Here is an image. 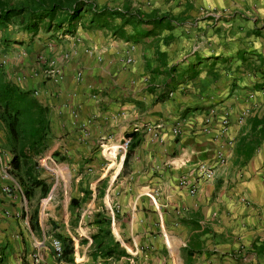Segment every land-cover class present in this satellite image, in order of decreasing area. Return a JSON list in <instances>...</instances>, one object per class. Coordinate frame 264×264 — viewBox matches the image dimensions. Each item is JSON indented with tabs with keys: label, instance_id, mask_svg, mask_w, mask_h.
I'll return each mask as SVG.
<instances>
[{
	"label": "crops",
	"instance_id": "0c3cea01",
	"mask_svg": "<svg viewBox=\"0 0 264 264\" xmlns=\"http://www.w3.org/2000/svg\"><path fill=\"white\" fill-rule=\"evenodd\" d=\"M93 1L166 17L0 29V72L47 109L43 164L58 170L27 195L0 120V264H104L99 238L124 251L114 264H264V0ZM217 106L230 109L225 142L217 122L203 130ZM202 164L212 175L191 194L179 180Z\"/></svg>",
	"mask_w": 264,
	"mask_h": 264
},
{
	"label": "trees",
	"instance_id": "16d2710c",
	"mask_svg": "<svg viewBox=\"0 0 264 264\" xmlns=\"http://www.w3.org/2000/svg\"><path fill=\"white\" fill-rule=\"evenodd\" d=\"M90 11L93 16L89 23L107 24L108 17L119 16L122 23L161 21L166 16L159 17L153 13H144L140 9L126 16V13L113 11L109 8H99L95 1L90 0H0V28L16 24L22 29L38 33L62 28L65 24L69 29H76L81 23L82 13ZM135 19V20H133ZM0 120L7 127L8 140L13 152L11 171L26 187V194L41 183L36 176L35 159L47 148L49 121L47 109L33 95L31 90L22 89L17 84L4 77L0 72ZM105 224L107 220L103 218ZM103 235H109L103 227ZM101 241V242H100ZM104 239L99 238L100 249L95 256L103 259L104 264H114L108 259L120 256L124 251L117 242L104 245ZM66 249L63 254L66 253Z\"/></svg>",
	"mask_w": 264,
	"mask_h": 264
},
{
	"label": "built area",
	"instance_id": "2783aa9c",
	"mask_svg": "<svg viewBox=\"0 0 264 264\" xmlns=\"http://www.w3.org/2000/svg\"><path fill=\"white\" fill-rule=\"evenodd\" d=\"M65 58H68L70 56V53H67L64 55ZM127 62H131L132 58L128 57L126 58ZM6 58L2 59L0 61V65H5L6 64ZM51 77L53 78V80L55 82H60L63 78V74L61 69L54 65L53 68H51V70H49L48 72ZM82 76V72L78 71L77 73V78L80 79ZM35 94H37V92L35 91ZM173 92L170 93V95H172ZM254 98V94L250 95V100L252 101ZM250 101V102H251ZM253 107L252 105H250V103L243 109L242 114L239 116V123H243L245 121V119L247 118V116H249L252 112H253ZM206 122H205V127H204V131L206 133H212L215 128V122L218 123L219 127L218 130H216V133L214 134L215 138L218 139L219 141L225 142L224 139H228V137L230 136V127H231V119H230V109L226 106H217V107H212L210 109V113L207 115L206 117ZM181 131V122H178L174 127H173V132L175 134H179ZM157 138L162 141V136L159 134H157ZM229 143H231V141H229ZM128 144L129 141L125 142L124 144V151H127L128 148ZM219 158L221 159V161L224 160V155L222 151H219L218 153ZM212 175V170L209 166L202 164L199 167L198 170V178H192L190 177V175L185 174L183 175L180 180H179V185L182 188H185L186 190L189 191V193L191 194H195L198 190V181L199 179L203 178V179H208L210 176ZM53 245L57 251V254L59 256L62 255L63 253V246H62V242L59 239H54L53 241Z\"/></svg>",
	"mask_w": 264,
	"mask_h": 264
},
{
	"label": "rangeland",
	"instance_id": "374dc122",
	"mask_svg": "<svg viewBox=\"0 0 264 264\" xmlns=\"http://www.w3.org/2000/svg\"><path fill=\"white\" fill-rule=\"evenodd\" d=\"M7 27H9V26H7ZM0 29H3V27H1ZM13 30H17V29H13ZM13 30H12V32H13ZM9 38L11 39V36ZM17 38H21V37L18 36ZM2 59H4V58H2ZM6 61H7V59H6ZM4 77L7 78V76H5V75H4ZM49 135H51V129L50 128L48 130V137H49ZM44 153L45 152H43L42 154H40L39 156L36 157L35 162H37V165L35 166L34 172L37 173L36 176H41L44 174V175H46V177H49L50 179H52V181H55L56 175L58 173L57 167L53 163H50V162L49 163L46 162L43 164ZM114 258L115 257H110L108 260L113 263V261H115ZM119 263H121V261Z\"/></svg>",
	"mask_w": 264,
	"mask_h": 264
}]
</instances>
